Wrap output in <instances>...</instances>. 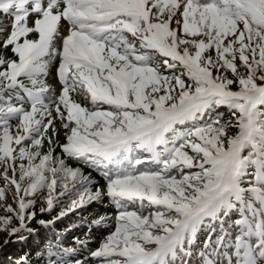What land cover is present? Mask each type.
I'll return each mask as SVG.
<instances>
[{
    "label": "snow or ice",
    "instance_id": "6c2138e0",
    "mask_svg": "<svg viewBox=\"0 0 264 264\" xmlns=\"http://www.w3.org/2000/svg\"><path fill=\"white\" fill-rule=\"evenodd\" d=\"M0 15L16 57L0 56V180L16 204L0 187V232L26 229L37 197L41 212L67 197L60 219L106 195L115 227L93 264H192L204 231L195 264H264V0H0ZM219 108L235 122H205ZM75 253L48 264H84Z\"/></svg>",
    "mask_w": 264,
    "mask_h": 264
},
{
    "label": "trees",
    "instance_id": "16d2710c",
    "mask_svg": "<svg viewBox=\"0 0 264 264\" xmlns=\"http://www.w3.org/2000/svg\"><path fill=\"white\" fill-rule=\"evenodd\" d=\"M1 18H2V15H0V19ZM5 58L15 59L16 57L10 50L9 53L5 55ZM241 71L243 70L241 69ZM232 87H233V90H237L236 85H233ZM216 112L218 111L216 110L210 111L207 114V118L214 119ZM221 113H223V119H226L230 116L228 114L227 109L221 110ZM229 118H232V117L230 116ZM57 138L60 142L59 136ZM48 147L49 145L45 143L41 151L42 152L47 151ZM54 155L64 158L69 167L81 168L85 175L90 174L94 181V184L92 186L93 190H95L96 188H101V189L104 188L102 187V181L97 176V173L90 171L89 169L84 167L83 164L80 162L77 164L71 163L70 159L63 156L62 150L59 147H56ZM9 175H11V173H9ZM1 183H2V180H0V184ZM102 198H104V196ZM28 199H33V197H29ZM35 199H36L35 205L39 204V207L35 208V213H36L35 218L32 220L26 221L28 225L27 231H21L17 233L16 235H11V236L6 231L0 232V248H1L0 254L3 253V255L0 257V264H13L12 260L17 259V258H22V259L27 258L33 264H41L45 261L44 257H47V256L50 257V255L54 253V252H51L50 250L41 251V249L47 246V243L49 241H51L50 245H54L56 244V242L60 244L59 241L53 239L54 237L53 235H55L56 230L51 229L50 227L48 228L47 226L43 225L41 221H49V220L55 221V217L58 216L61 208L68 204L69 202L68 198L61 197L59 203H57V205L50 212L40 211L42 207H46V203L43 198L37 197ZM101 200L92 202L88 204L87 206L80 208V211H78L77 213H74L73 216H70L68 219H65L64 222L58 223L57 229L61 231H65V230L73 229L75 225H78L79 227L85 226L87 227V229H92V230L97 229V226H106V227L113 226V221H114L113 216L109 215V213L107 214L106 212L103 211V208L101 206L100 207L98 206V204L101 205V203L103 202ZM15 206L16 204H13V207ZM6 214L9 215V213H6ZM2 215H3V212L0 210V216ZM102 217L104 218L103 222L96 223L97 225H95L94 222L99 221ZM84 218L90 219L89 223H86V224L83 223L81 219H84ZM13 226L19 227L18 221L14 220ZM6 235H7V238H5ZM22 235L23 237H26L28 241L26 242L25 245L15 246V243H16L15 241L17 240V238H19V236H22ZM94 239L95 238L92 236L91 232L89 233L87 230H82L75 236L68 237L65 240V242L67 241H71L72 243L77 242L76 244H66L64 242L60 245V247L63 249L65 248L76 249V253L71 257V259L73 260L80 259L81 261L84 262V264H89V262H87V260L89 259L87 258L85 262L84 257L81 258V255L86 254L87 252H89L90 249L94 247V244H93ZM5 241H7V243H5ZM40 256L41 257L44 256L43 257L44 259H38V257Z\"/></svg>",
    "mask_w": 264,
    "mask_h": 264
},
{
    "label": "rangeland",
    "instance_id": "374dc122",
    "mask_svg": "<svg viewBox=\"0 0 264 264\" xmlns=\"http://www.w3.org/2000/svg\"><path fill=\"white\" fill-rule=\"evenodd\" d=\"M35 19V16H30L29 17V26H32V24H33V20ZM3 22V21H2ZM3 24L4 25H7V29H6V31L5 32H3V33H0V56H4L5 57V55L7 54V53H9V47L7 48V49H5V48H3V46H2V42H3V40L7 37V35H8V33L10 32V29H11V25H9V24H7L6 22H3ZM60 31H61V33L63 34V35H67V33H68V26H67V24L65 23V22H63L62 21V26H61V29H60ZM32 36L33 37H35V36H37V33H32ZM61 39L60 38H57V40H56V42H55V47H57V48H59V47H61ZM53 70H52V74L48 77V83L50 84V85H52V87H53V90L58 94V87H59V82H58V80H57V78H56V74H55V66L58 64V57L57 58H53ZM242 69V68H241ZM243 71H244V69H242ZM237 90H238V88H237ZM79 102H82V103H85L84 101H82V99L79 97ZM229 115L232 117V118H226V119H224L225 121H227V120H231V121H233V122H235V117H233L231 114H230V112H229ZM55 126H56V128H57V130H58V136H59V138H60V143L61 142H65V136H64V131H63V129H62V127H61V125H60V123H56L55 122ZM13 128L15 129V125L13 126ZM238 131V129H236V128H232V129H230L229 130V135H234V134H236V132ZM48 135H52V131H51V129H49V133H48ZM45 143H47V141H45ZM44 143V144H45ZM70 162L71 163H74V164H77V162H73V161H71L70 160ZM83 163H85V162H83ZM84 165V164H83ZM88 166H89V168L90 169H92V168H94V170L96 169V167H94V166H90L89 164H88ZM93 170V171H94ZM0 171H2V169H0ZM0 187H5V188H7V186L5 185V183L3 182V180H2V183L0 184ZM7 194H8V199H7V203H10V204H15V201L12 199V197L15 195V191H14V189H12V188H7ZM29 198V197H28ZM103 199L104 198H102V200L101 201H103ZM104 204H105V202H103ZM37 207H39V204H37V205H35L34 206V208L32 209V211H35V208H37ZM102 208H103V211L104 212H108L109 211V208H108V206H106V205H103V206H101ZM0 210L3 212V215L2 216H5V215H7L6 213L7 212H5L2 208H0ZM78 210H80V208H77L76 209V211H78ZM109 218H110V216H109ZM32 220V219H31ZM82 220V222L83 223H88V221L89 220H87V219H81ZM82 228H86V229H84V230H87V227H85V226H81ZM74 230H69V231H67V233H71V232H73ZM91 232V229H89L88 230V232ZM95 231H96V233H98L97 235H99L98 237H97V239H96V244H94V247H96L97 246V243L104 237V234H105V231H106V229H104L103 227H97V229H95ZM78 232H80V231H78ZM89 232V233H90ZM100 232V233H99ZM78 234V233H77ZM92 234H93V232H92ZM97 235H94V236H97ZM5 238H7V235L5 236ZM10 247V246H9ZM11 248V247H10ZM89 253H90V250H89V252H87L86 254H84V255H81V258L82 257H84V258H86L87 257V255H89ZM85 261V260H84ZM86 262V261H85ZM87 262H90L89 264H93V261L91 262L90 260H87Z\"/></svg>",
    "mask_w": 264,
    "mask_h": 264
},
{
    "label": "bare ground",
    "instance_id": "6f19581e",
    "mask_svg": "<svg viewBox=\"0 0 264 264\" xmlns=\"http://www.w3.org/2000/svg\"><path fill=\"white\" fill-rule=\"evenodd\" d=\"M15 124H16V122H15ZM15 124H14V125H15Z\"/></svg>",
    "mask_w": 264,
    "mask_h": 264
}]
</instances>
